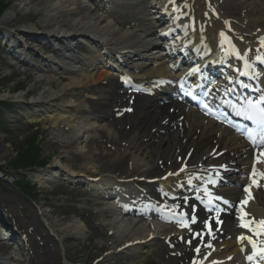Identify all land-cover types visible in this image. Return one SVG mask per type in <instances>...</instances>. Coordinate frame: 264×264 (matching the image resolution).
I'll use <instances>...</instances> for the list:
<instances>
[{"label":"bare ground","instance_id":"1","mask_svg":"<svg viewBox=\"0 0 264 264\" xmlns=\"http://www.w3.org/2000/svg\"><path fill=\"white\" fill-rule=\"evenodd\" d=\"M122 1L124 3H115L118 5L115 11L109 10L106 6H98L97 11H92L89 8L82 7L78 2H76L75 5H77V9L65 11L59 10L57 15H50L49 11L51 10L52 0H20V3H23L24 5L23 10L29 8V5L38 7V9H33L29 13H22L23 17H30L29 23L31 22L33 24L31 29L32 32L27 33L26 35L27 45L32 41L33 45L38 44V46H40L42 44L45 48H52L50 45V38L58 39L61 37L59 35L60 31L58 32L53 27L54 24H61L60 26H64L65 24H71V22L74 21L71 24L73 28L67 29L71 34L67 35L68 37L66 40L73 38V36H78L79 34L83 35L85 33H91L94 34L95 37V40H93L94 49L95 46L102 49H108L109 54L117 58V60L119 57H123V59L136 58L138 55L135 54V51L132 52L129 49H133L142 42H145L144 40H140V36H137L140 35L139 31L142 30V27L149 26V37L155 38L154 40H158L159 33L155 32L158 25L148 22L144 18L148 9L152 8L149 1ZM162 1L163 3H167L170 0ZM179 1L180 0H177V3L172 2L171 6H169L171 14L173 15L172 19L178 17L180 13L190 10L191 13L188 17L189 19L185 16L182 19L184 21L188 19L187 21L190 22V19L194 17V21H196V26L198 27V32L189 36L192 30L190 28H187L186 30V27L182 25L181 28H184L185 32H183L185 34L178 39L179 47L178 45L176 46L178 47V49H175L176 52H178L181 48L182 52H184V50L190 52L192 49L198 51L202 41H204L207 46L203 47L202 50H199L197 52V56L199 57L204 54L205 58H210L213 55V51L217 52L219 50L217 45L218 43L221 44V34L226 31V28L229 29V27L235 29V34L233 35L230 33V35L236 40L243 42H245V40H250L251 43H254V45H258L256 42L262 41L264 46V0H193L194 3L192 4L190 2L191 5L184 4L182 10L179 9V6H176ZM20 5L18 8L14 9L16 13H19L21 8ZM233 8L236 10H233ZM101 10L103 13L114 19L120 30L128 26L134 31L127 32L125 33L126 35H121V33H119L120 30H116V32L112 33V38L107 41L106 44L100 43V35H102V32L98 22L102 17H99L98 11L101 12ZM215 11L219 12L221 15H225L226 17H224V20H219L214 15ZM5 18H7L6 20L8 21H12L11 19H13L10 14ZM157 19V22L161 24L167 22L166 17L159 14V12ZM86 21L88 22L87 25L85 24L81 27L82 23ZM137 24L140 25L136 27ZM176 29L177 25H174L171 30L175 31ZM128 34L129 38H127ZM65 42L69 48H72V46L68 44V41ZM22 45L23 44L20 43V45L18 44L15 48L19 49ZM34 48L36 47L31 44L27 50L31 53L35 50ZM260 50L264 51V48L260 47ZM131 53L134 54L131 55ZM171 56L173 55H170V58H163L153 67L147 69L145 66H140L136 71L140 70L143 72L144 75L148 76V78H146L149 80L155 79L156 81H154V83L159 82L158 79L161 76L169 78L174 74L172 70L173 68L171 71L169 70V67L172 66ZM183 59L185 58L183 57ZM175 66H177L176 61L173 63V67ZM145 68L147 70H145ZM110 69L112 68L98 66L96 71H90L91 73L87 74V76L83 79L76 76L70 77L68 80H70L69 82L72 84L87 82L99 85L93 88H79L75 91H67L66 89H63L62 91L65 93L61 96L57 95L55 99L59 97L62 98L64 104L72 100L75 102L85 100L89 102L91 112L88 113L86 111H82L80 106L77 113H82L83 115L90 114L94 122L98 124L108 122L109 125L115 129L120 137V140L124 142L125 146L123 150L121 149V143L113 144L116 148L118 147V150L121 149L123 152L121 151V156L118 157V159H111L105 162L107 163L106 168L108 170L112 169L111 173L114 172V174H119V177L121 178H123L124 174L128 175L126 177L124 176V178L136 177L133 178V180L138 183H149L150 181L167 173L172 174V177L169 178V180L175 182L176 180L173 177L174 171L171 170L180 164L176 157H181L184 165L190 164L195 168L200 163L205 164L207 161L208 165H214V162H217L216 165L222 163L229 164L232 167L233 172L229 174L228 179L235 182L241 178V175L238 174L240 171V164H247L250 160L254 159V157H252V150L245 147L244 143L239 139V136H234L228 129L224 130L207 117L201 116L198 111L191 108L188 104H181L174 99V96L171 97L167 94L155 96L142 94L136 95V101L132 105L133 114L125 113L124 115L119 116L120 112L124 111L123 107H126L129 103L128 92L125 88H122V84L119 82V79L118 81H107V83L103 85L100 84V82H102V80L111 73ZM63 70H66V72L71 75L78 73L77 69L70 67L66 68V66L63 67ZM61 80L65 81L67 80V77H62ZM48 84L50 88H54L56 85L55 81L52 79L48 80ZM46 92L47 93L44 98L50 99L49 101L53 102V100H55L53 99V93L51 91ZM69 106L64 105L60 109H57L58 111L55 112L56 114L52 118L53 123L55 124L58 121H62L64 123H69L71 127L75 129L78 127L77 131L74 132L75 134H71L69 137V143L67 142L65 147L66 151L70 148L74 149L75 147H78L84 139L88 140L91 133L90 131H92L91 127H86V125L79 126L81 124L78 121H72V119L64 117L66 113H69ZM180 116H183L184 119L180 120ZM1 143H3V141H1ZM1 143L0 152L4 153L6 148L2 147ZM92 143L95 148L107 145L104 138L99 140V142L93 141ZM239 146L241 148L238 151L236 148ZM127 151H144L142 153V162L146 161L145 164L142 166L136 162L137 159L134 157L129 158L127 156ZM4 156L6 159H9V152L6 151ZM96 157L97 156L91 157V155H72V162L65 165V170L62 169L66 175L64 178L66 177V179H69V177H78V175L84 174L85 172L83 170V166L85 167V164H89ZM98 157L100 158L99 160L103 161V156H101V154L100 156L98 155ZM106 158H108V156L105 157V159ZM91 163H94V161ZM104 173L106 174V172ZM107 173L111 174L110 171ZM92 176L99 177V175ZM99 182L107 185L108 180L102 178ZM179 188L180 187L175 182V185L170 190L173 193H176ZM224 191L230 198L235 199V201L241 200L244 195L242 190L235 188L229 189L228 187H224ZM147 193H150V196L152 195L155 200L159 198L160 194V192H158L155 188ZM167 193L166 200H162L163 203L185 205L184 202H186V198L184 196L176 198L172 193ZM115 198V195H110L109 197L111 200ZM190 201L191 200H189V202ZM109 204L111 206L110 209L103 211L100 217L103 219H110V225H108L119 228L120 224H125V219L124 221H120L123 220V215H121V213L118 214L117 211L114 210L112 203H108V205ZM247 206L252 217L264 218V191H258L255 198ZM199 215L202 219H200L198 223H189L188 225L182 224L183 228L185 227L188 230L194 229L196 231H201L202 234V228L204 227L203 219L208 218V215L203 211L199 212ZM2 216L3 215L0 213V219L5 222V218H2ZM114 216L120 220H113L114 218L112 217ZM224 220L226 223L224 228L227 233V238L222 239L221 241L211 239L213 245L211 250L203 248L198 256L195 254L194 248L195 246L201 245V241H203L202 235L199 239H195L193 236L191 237V235H183L180 231L177 232L172 230V233L170 229H164L160 232H147V228L144 229V227L140 226L142 225L140 222H136L132 225L129 224L130 222L126 223L127 225L122 224L125 228L121 230L122 232H125L126 230V232L125 235H123V241H125L120 245H125L127 242H131V244L134 245V242L140 241L136 244V246L126 248V251H129V254H123L130 256V254H134L137 251H145L147 247L150 249L153 246V243L159 240L158 236L161 239L162 237H167L166 239H169V244L165 245V251H170V247H176L175 249H178L177 252L176 250H172L173 252H176L175 256L169 255L167 258V261H170L171 264H186V262L189 259L191 260L193 256L197 259L196 264H200L205 258L211 259L212 257H219V260H230V262H226L225 264H236L235 262L241 260V254L239 251L240 246L234 237V232L237 234L241 233V230L239 231L237 228L239 221H235L232 216H224ZM6 223H8L7 226H10L9 222ZM43 223L44 222H42V224ZM71 223L74 224L72 230L80 229V224L74 221H71ZM65 231L66 230L64 229V232ZM228 236H231L232 239H229ZM45 239L46 240H43L45 243H40V246L37 248L39 264H62V258L63 260H68L66 259L67 256L64 250V254H61V247L57 242L52 241L51 238ZM147 239H152V242H147ZM207 240L210 241L208 238ZM12 241L13 244L17 245V249L20 248L25 255L23 245L19 243L17 239ZM203 245L205 247V243H203ZM8 253L9 247L6 244H0V259L6 262L9 255Z\"/></svg>","mask_w":264,"mask_h":264},{"label":"rangeland","instance_id":"2","mask_svg":"<svg viewBox=\"0 0 264 264\" xmlns=\"http://www.w3.org/2000/svg\"><path fill=\"white\" fill-rule=\"evenodd\" d=\"M147 1H149L152 8L148 9L144 18L148 22L157 24L155 32L159 33L164 29L162 25L156 22L158 12H161L159 9L161 1ZM0 2L7 4V9L0 16V143L3 141L1 146L9 152V159L4 156L6 151L4 153L0 152V213L5 217L6 222H9L15 228L16 236H19L20 241L17 240L25 249L24 255L20 248L17 249L16 244H13L9 239L6 240L3 233H0V244H6L9 247L8 263H3L4 261L0 259V264H39L37 248L40 243H45L43 241L46 240L45 238H51L52 241L57 242L61 247V254H64V251L66 252V259L68 260L62 258V264H171L170 261H167V258L171 253L177 251L173 252L170 248V251H165L166 239L158 238L159 240L153 243L150 249L147 247L145 251H137L130 254V256L123 253L113 254L121 246L120 244L125 241H123V235H125L126 230L125 232L121 230L125 228L123 225L129 222L131 225L135 224L137 218L124 215L123 220H120L114 216L112 217L113 220L124 221L125 219V224L121 222L123 225L120 224L119 228L109 226L110 219H103L100 215L103 211L109 210L111 206L102 199L99 192L90 191L85 183L78 184L75 180L68 183L64 180V177H55L65 170V165L72 162V155H91V157H97L92 160L94 163H91V161L89 164H85V167L83 166L85 174L102 175L106 179L107 177L103 175L104 172L110 171L111 173L112 169L108 170L105 162L118 159L121 156V149L125 146L124 142L120 140L118 133L108 122L98 124L92 120L90 114L77 113L80 106L82 111L90 113L89 102L85 100L75 102L72 100L64 104L62 98L55 99L57 95L61 96L65 93L62 91L63 89L75 91L79 88L97 87L99 84L87 82L72 84L68 79L73 76L83 79L87 74H90V68L87 67L96 66L101 62L104 63L106 59L109 60L111 57L104 53L108 49L91 48L89 37L94 38V34H79L78 36L88 43L85 46L86 49L93 51V54L89 55L87 52L85 54L76 53V47L70 53L83 58V62L88 63V66L85 68L77 67L80 69L77 70L78 73L75 75H71L66 71L64 73L62 71L56 72L53 70L55 63H53L52 68L45 66L50 64V61L59 60L56 53L62 54L56 50L55 42L54 47L51 48L52 52L49 54L45 53L42 44L40 46L38 44L33 45L31 41L27 45L26 42V35L32 32L33 24L29 23L30 17H23L22 13H29L33 9H38V7L29 5V8L23 10L24 5L20 3V0H0ZM76 2L92 11H97L98 6H106L109 10L115 11L118 6L116 4H120L119 2L124 3L122 0H52L49 14L57 15L59 10L77 9ZM19 5L21 8L19 13H16L14 9L18 8ZM233 10L236 9L233 8ZM9 14L12 15V21L5 18ZM98 14L99 17H102L98 22L102 32L100 43L106 44L112 38V33L120 30V28H118L114 19L103 13L102 10L101 12L98 11ZM87 23V21L82 23L81 27L87 25ZM71 24H65L64 26L54 24L53 27L62 34L65 32L64 29L73 28ZM138 25L140 24H137L136 27ZM148 27H142V30L139 31L140 35H137L140 36V40L145 42L152 39L149 37ZM133 31V29L126 26L119 33L126 35L125 33ZM127 38H129V34ZM50 40L54 41L55 38H50ZM20 43L23 45L19 49L12 47L13 45H20ZM31 44L36 48L29 53L27 49ZM78 45L84 47L82 44L78 43ZM149 62L151 61L138 55L137 58L126 60L125 67L132 69L138 67L139 64H148ZM77 65L75 63V66ZM91 71H93L92 68ZM64 76L67 77L65 81L61 80ZM50 79L55 81L54 88H50L48 84ZM116 79L115 73L111 72L100 84H106L110 80L116 81ZM46 91L53 93V99H55L53 102L44 98ZM64 105H70V108H68L70 109L69 113L64 115L65 118L78 121L81 124L79 126L86 125V127H91L92 130L88 140L84 139L80 143L81 145L74 149L70 148L68 151L65 148L66 143L71 134H75L74 132L77 131L78 127L75 129L69 123L62 121L55 124L52 119L56 114L55 112L58 111L57 109ZM35 135H39L35 141L41 146L40 161L46 163L47 169H39L35 173H31L29 170H21L19 173L14 172L9 166L15 163L20 153L25 151V143L29 139H33ZM102 138L106 140L107 145L95 148L92 142H99ZM114 143H121V149L118 150V147L116 148L113 145ZM143 152L127 151V156L129 158L134 157L137 159L136 162L143 166L146 162H142ZM100 154L103 156V161L99 160L98 155L100 156ZM107 156L108 158L105 159ZM176 159L180 163L177 165L178 168L183 166L182 158L176 157ZM22 177L35 184L31 185L32 188L34 187L32 195H25L15 186L16 182L18 183L19 180L24 179ZM71 221L80 224V229L72 230L74 224ZM42 222L44 223L42 224ZM140 226L144 229L147 228V232L155 231L152 225V227L145 226V224ZM125 254H129V251H126Z\"/></svg>","mask_w":264,"mask_h":264},{"label":"snow or ice","instance_id":"3","mask_svg":"<svg viewBox=\"0 0 264 264\" xmlns=\"http://www.w3.org/2000/svg\"><path fill=\"white\" fill-rule=\"evenodd\" d=\"M221 35L223 36L224 34L222 33ZM236 55L238 58L242 59V57L240 56V53L238 51H237ZM257 59H260V57H257ZM241 74L246 75V73H241ZM248 105H249L250 111L247 114V118L255 120L262 128H264V97L258 98L255 102H253L252 100H249ZM253 143H255V141H253ZM260 143L262 145H264V138L261 139ZM255 160H256V163L264 164V149H262L256 155ZM252 175L253 176L256 175L255 165L253 166V169H252ZM261 175L264 176V174H261ZM204 191L208 195H211V193H208V189H205ZM196 198L200 199L199 196H197ZM215 199L222 200L223 198L220 196H216ZM223 203L228 204L229 202L227 200H223ZM243 203H246V201ZM253 223H258L262 228H264V220L258 221V222L253 221ZM241 226L245 227V228H249V230H251V225H249V224H242ZM255 235H264V232L257 231L255 233ZM245 238L246 237H244V236L240 237L241 240H244ZM247 239H248V242L250 244H252L253 248H257L256 241L254 239H252L251 237H247ZM196 251L199 252L200 251L199 248H197ZM256 255H258L261 259H264V247L257 248ZM252 258L253 257L251 255L248 257L249 260H251Z\"/></svg>","mask_w":264,"mask_h":264},{"label":"trees","instance_id":"4","mask_svg":"<svg viewBox=\"0 0 264 264\" xmlns=\"http://www.w3.org/2000/svg\"><path fill=\"white\" fill-rule=\"evenodd\" d=\"M7 4L5 2H0V16L2 13L7 9ZM1 120V118H0ZM39 135H35L33 139H29L25 144L26 148L25 151L21 152L19 158L15 160V163L12 166L14 172L19 173L21 170H30L35 171L36 166H44L46 163L40 161V153H41V146L36 143L35 139L38 138ZM24 178V177H22ZM18 189H20L24 194L32 195L33 193V182L25 180H19L18 183L16 182Z\"/></svg>","mask_w":264,"mask_h":264}]
</instances>
